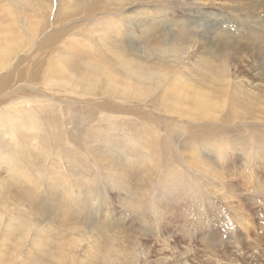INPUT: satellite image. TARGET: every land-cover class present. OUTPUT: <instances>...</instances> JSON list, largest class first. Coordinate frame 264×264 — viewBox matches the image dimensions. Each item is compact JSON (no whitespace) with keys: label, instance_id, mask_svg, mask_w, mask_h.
Segmentation results:
<instances>
[{"label":"rangeland","instance_id":"1","mask_svg":"<svg viewBox=\"0 0 264 264\" xmlns=\"http://www.w3.org/2000/svg\"><path fill=\"white\" fill-rule=\"evenodd\" d=\"M7 1L0 0L1 6H12ZM215 1L222 5L213 1L204 8L194 0H124V12L114 16L113 22L118 29L119 23L124 24L121 37L125 55L131 56L134 48L135 55L147 52L150 60L156 61L157 51L152 45L156 46L157 35L162 32L164 38L173 32L179 40L181 34L190 38L203 32L210 39L225 34L231 36L224 39L229 44L227 52H234L236 37L238 53H244L241 63L237 55H232V64L239 66L236 74L257 82L250 68L261 61H251L253 51L242 52L247 30L239 25L249 19L264 21V0L253 8H237L239 3L232 0ZM243 1L242 4L248 0ZM55 2L40 0V5L45 4L41 17L54 12ZM206 9L216 16L205 19L203 26L162 27L167 20L176 21L189 12L198 11L201 15ZM72 10L62 7L64 12ZM6 11L15 20L24 19L21 11L20 15L15 14L16 10ZM151 17L157 21H151V26L157 27L142 32ZM80 18L81 14H72L69 21L62 20L54 30L75 26L71 33L79 40L84 29L78 28L84 25L75 22ZM101 18L95 16L94 20ZM91 24L97 25L93 21ZM146 32L152 33L149 38ZM239 32L242 33L238 35ZM73 39H63L59 45L68 48L66 43L71 40L69 44L74 45ZM147 39L150 41L146 45ZM92 42L85 38L81 51L74 45L67 52L58 46L49 52L46 48L40 55L33 53V61L29 56L22 65L30 74L0 91V264H36L44 250L57 246V242L69 241L68 238H73L71 248L62 245L71 253L70 259L66 256V264H100L101 256L112 245L123 247L128 243L124 241L125 222L132 234L126 250L139 245L147 251L144 253L149 264H264V194L259 189L253 192L254 187L247 184L264 182V120L248 123V119H239L229 100L222 106L218 97L211 98L212 107L206 104L213 108L206 115L190 110L172 111L177 95L182 96L180 107L187 109L191 105L185 100L207 83L203 71L183 60L165 68L163 87L159 88L164 91L163 98L156 95L158 89L148 97L136 98L125 90L128 83L144 87L148 80L136 82L138 79L131 73L133 67L112 54L106 55L103 45ZM20 56L22 53L16 55V60ZM94 59L109 60L122 83L112 87L98 73V86L87 94L75 87L57 86L56 79L51 78L58 75L53 71L60 62H74L75 71L84 73V65ZM19 71L20 66L14 74ZM228 108L230 113L225 112ZM259 149H263L262 154ZM251 165L261 177L255 175L258 181L234 175ZM21 225L27 226L24 234H20ZM99 229L105 231L104 236L88 250L80 235H96ZM209 234H216L217 238L211 239ZM65 236V240L61 239ZM164 246H168L167 250L161 254Z\"/></svg>","mask_w":264,"mask_h":264},{"label":"bare ground","instance_id":"2","mask_svg":"<svg viewBox=\"0 0 264 264\" xmlns=\"http://www.w3.org/2000/svg\"><path fill=\"white\" fill-rule=\"evenodd\" d=\"M194 1H199L198 3L204 6V8L208 7L213 1L220 3L219 1H215V0H194ZM232 1L239 3V5L235 6L237 8L238 7L253 8L260 3L259 0H248L247 3L244 2L245 0L244 1L243 0H232ZM242 1L244 2V4H242ZM7 2H12V6L7 3L5 6H1L0 4V91L5 89L9 85H11L13 82L15 83V82H18V80L20 81L23 78L22 76L30 74L27 72V67L22 68V65L24 64L25 61L26 62L28 61L29 56H32L31 61H33L32 60L33 53L34 54L38 53L40 55L42 54V52H45L46 48H48V50L46 51L49 52L50 50L58 46H60L58 48L67 52V51L72 50L74 45L77 50L81 51L83 50L82 49L83 45L81 44H85L83 43V41H85V38H86L87 41H90V42L96 41L100 46L103 45V50L106 55L107 53L109 55L112 54L118 57L120 60L124 61V63L129 64L128 66L133 67L132 68L133 71H131V69L130 71L134 75L133 78L135 77L138 79L136 82L140 83L143 80H148L147 82L149 84L147 86L145 85L144 87L135 82L128 83L129 86L126 87L125 90H129V92L133 93V96H136V98L140 97L141 99V97H148L152 92L156 93L157 89L158 90H157L156 95H159L161 98H163L164 91L163 92L160 91L159 88H161V86L164 83L163 81L165 80V72H164L165 68L168 67L170 64L171 66H174V64H179V62L183 60L184 63L190 64L197 71L199 72L203 71L205 73L204 78L206 79L207 83L204 89H202L199 93H195L194 95H192V97L189 98L190 101L188 99L185 100L188 104L191 105V106H188L187 109H183L180 107L181 103L179 100H180V97L182 96L177 95V101H176V104L172 107V111H186V113H189V110H190L191 112L193 113L195 112V114H198L200 116L206 115L213 111V108H208L206 104H208L209 107H212V103L211 104L209 103L211 102V98L213 97L216 100V98L218 97L219 98L218 101H221L220 104L222 106H224L225 102L229 100V103L234 107L235 113L239 114L238 115L239 119H248L249 120L248 123H252L253 121H256V120L257 121L264 120V48H263L264 21H261L258 19H249V21H246V22L243 21L244 23L242 25H239V27H241L240 29L247 30L244 33L246 35L245 37L246 41H245V44L242 45V49L244 50L242 52L247 51V53H251L253 51V54H251L253 56L250 58L251 61L252 62L261 61L258 63L251 64L253 65V67L250 68V71L254 72V76H252V78H258V81L254 82L251 79H246L244 75L236 74L235 69L238 68L236 70H239V66L238 64L236 65L232 64V60H234L235 58V57H232V55L233 54L235 56L237 55L236 56L237 61L238 63H241V58L244 57V53H238L239 51L237 50V47L239 46L238 45L239 38H236V37H234L235 39L233 43L234 52L233 53L227 52V45L229 44H226L224 39L225 37L228 38L231 36L227 37L225 36V34L224 35L216 34L214 35L212 39H210L211 37L207 36V34L203 35V32L199 37L191 36L190 38L189 37L187 38L185 35L181 34L182 35L180 36L181 40H179L178 36L174 38L175 35L173 32L168 33V36H167L168 38L167 37L164 38L162 36L163 35V32H162L157 35L159 37V41L155 42L156 46L152 45L153 47L152 49H155L157 51L155 55L157 58L156 61L152 62L150 60V54H148L147 52L139 56L135 55L134 54L135 51H133L135 50L134 48H131L132 50V52L130 51L132 53L131 56L125 55L126 53L124 52V47H122L124 46L122 44L123 38L121 37L122 35L124 36V30H125L124 24L122 22L119 23L118 27L120 26V29H118L116 26L117 24L113 22L114 16H117L118 14L124 12V0H73V1L57 0V3L56 2L53 3L55 4L54 12L52 14L50 12L49 15L47 14L48 16L46 17L44 15H43L44 17H41V15L44 14L43 9H45L44 8L45 4L40 5V0H8ZM12 7L14 8V10H16L15 12L16 15H20V11H21V16L23 15L24 19L26 20L24 19L15 20L14 16H12L10 12L6 11V9L8 8L13 13L14 10ZM62 7H64V9L65 7L68 9L73 8V10L71 11L73 13H71L70 11L69 12L62 11ZM25 10L31 11L32 14L30 15L29 13H26ZM35 12H36V15L39 13L37 17L36 15L33 16V13ZM61 13L63 14V16L61 15ZM67 13H69V17H71L72 14L73 15L81 14V18L79 22H75V23H81V25H84L82 29L78 28L79 30L84 29L83 37L81 36L79 40L75 39V36L77 35L74 36V34L71 33V31L75 29V26L69 27V29L60 30V31L54 30L58 26L60 27L61 25L60 23L62 20L68 19L69 21L71 19V18L69 19V17L67 18L68 16ZM145 13L147 14V12ZM197 13L196 12L186 13L187 15L185 17L176 19V21L171 20L172 22L167 20L165 21L166 23H164L162 27L169 28V26L172 27L175 25L176 26L178 25L181 28L186 27V26H193V25L203 26L204 24L203 21H205V19L209 17L214 19L215 18L214 16H216L215 13L207 11V9L204 10L203 13H201V15ZM262 14H264V12ZM97 15H101V16L103 15L106 18L97 17ZM192 15H195L197 19H193L194 17ZM95 16L96 18H101V19L94 20ZM38 17H40L39 20L36 19ZM63 17H66V18L62 19ZM121 17L124 20V15H122ZM28 19H30V22ZM153 20L154 18L151 17L150 20L145 24L146 26L142 27L143 28L142 32L147 30L148 28H150L151 30L152 28L157 27L155 24L151 26V21ZM92 21L95 22V24L97 25L92 26L91 24ZM112 22L115 24L117 29L116 28L113 29L115 26L112 25ZM153 23H157V21L155 20L153 21ZM158 23H161V21H158ZM77 25L79 27L81 26L79 24ZM111 28L113 30H111ZM45 30H50L51 32L45 33ZM97 30H98V34H95L94 36L93 34L96 33ZM170 31H174V30H170ZM180 31H183V30H180ZM241 33L242 32H239L238 35H240ZM40 34H42V36H40ZM150 35H148L147 33L146 37L149 38ZM71 36L74 37L73 40H76L72 42L74 45L69 44L71 40L66 43L68 48L62 47V45H59L60 42L61 43L64 42L63 39L70 38ZM178 40L180 42H178ZM191 40H194V41H191ZM149 41L147 39L146 45L149 43ZM92 43H90L89 45H91ZM174 43L176 44L175 46L173 45ZM141 49L145 51V48H141ZM198 49H200L201 51L196 52ZM169 52H172V53H169ZM206 52L209 54L207 57H203V56L198 57L196 55V54H200V55L205 54ZM19 53H22V56H20L16 60L17 58L16 55H18ZM245 57H247L246 59H248V56H245ZM107 61L109 60L97 61L94 59L91 61H87V65H84L85 66L84 73H81V72L77 73L75 71V69L72 67V64L74 62L66 61L64 64L60 62L61 64L60 67L55 68V70L53 71V73H56L58 75L55 76L53 74L51 78L54 77L56 79L55 85L57 86H63V87H66V89L67 87H75L76 91L78 89H81V90L87 91L88 92L87 94H91L98 86V73L101 74L103 78L106 77L105 79H107L108 82L111 83L112 87H114L115 84H117L118 82L119 84H121L123 81V80L120 81V79H122V78L119 79L120 74L118 75L116 70L111 67L112 63L110 64L109 63L110 61L109 62ZM233 65L235 66L233 67ZM19 66H20L19 74L15 75L14 73L16 70L18 71ZM177 67L179 68V66ZM138 68H142L143 71L141 72L135 71V69H138ZM60 72L61 74H59ZM71 72L74 73L75 77H73ZM128 84L127 82L125 83V85H128ZM122 86H124V84ZM133 96L131 97L133 98ZM136 98H133V99H136ZM152 99L156 100L157 97H154ZM150 101L153 102L152 100ZM225 112L230 113V108L225 109ZM260 138L262 139V137ZM81 139L83 138L81 137ZM262 140L264 141V139ZM257 143L261 144V141H257ZM258 146L260 147V145ZM259 150H260L259 152L262 154L263 149H259ZM103 156H107V155H103ZM188 157L192 159V156L188 155ZM102 158L104 160L107 159L106 157L105 158L102 157ZM238 170H240V166ZM234 175L238 179L240 177L247 176L249 178H253L258 181V179L261 178L260 175L258 174V171L256 173L254 172V165L245 167L244 170H242V172L235 171ZM255 175L258 176L259 178L255 177ZM258 182H259V185L258 183H247V184H250L254 187V189L252 190L253 192H255V189H259L264 194V182L262 180ZM124 224H125L124 225V241H126L125 243L127 242L131 243V241H129L130 239L129 235H132V234H129V231L126 229V222ZM244 224H246V222H244ZM26 228H27L26 225H21L19 227L20 234L22 233L24 234V231H26ZM104 234H105V231L102 229H99L96 235L87 236L83 234V235H80V238L87 242L86 247L88 250H90L93 248L94 244H98L100 242V239L104 236ZM209 236H210L209 238L211 239L217 238L216 234H209ZM61 239L65 240L66 236L61 237ZM68 239L70 240L69 241L66 240L64 241V243L57 242L56 243L57 246L50 247L48 250H44L39 255L36 264H66L65 263V261L67 260L66 256L68 259H70L71 253L68 252L67 249L65 248L63 249L62 245L69 247L70 246L69 243L72 242L73 238H68ZM73 243L75 244L76 242L73 241ZM127 244H124L123 247H119L115 244L112 245L109 251L108 252L105 251V253L101 256L103 261L100 264H149L150 263V261L147 262L146 260L147 256L145 257L147 251L140 249L139 245H137V247H134L133 249L131 248V250H133L132 252H130L131 250L127 251L126 250ZM167 247L168 246H164V248L160 249L161 250L160 253L163 254L164 253L163 250L165 251ZM129 252L131 253L130 254L131 256L130 257L128 256V257L132 258L133 260L132 263H130V261L127 260L129 258L126 257ZM48 258L52 259V261H50ZM163 259L165 260V258ZM152 264H158V263L154 261Z\"/></svg>","mask_w":264,"mask_h":264}]
</instances>
